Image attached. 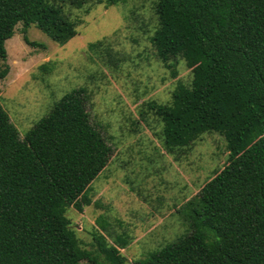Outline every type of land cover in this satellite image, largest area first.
I'll list each match as a JSON object with an SVG mask.
<instances>
[{
  "label": "trees",
  "instance_id": "1",
  "mask_svg": "<svg viewBox=\"0 0 264 264\" xmlns=\"http://www.w3.org/2000/svg\"><path fill=\"white\" fill-rule=\"evenodd\" d=\"M57 1L0 0V80L17 24L31 47L39 45L25 36L30 26L59 45L75 35ZM153 9L156 56L179 57L191 73L167 105L148 103L162 143L184 148L216 132L227 158L189 204L187 233L138 264H264V0H155ZM87 100L82 88L64 94L21 139L0 105V264H33L40 255L45 264H124L126 239L109 245L92 233L90 253L64 216L91 204L89 186L108 161Z\"/></svg>",
  "mask_w": 264,
  "mask_h": 264
},
{
  "label": "rangeland",
  "instance_id": "2",
  "mask_svg": "<svg viewBox=\"0 0 264 264\" xmlns=\"http://www.w3.org/2000/svg\"><path fill=\"white\" fill-rule=\"evenodd\" d=\"M154 4L57 1L74 25L75 35L66 43L56 44L30 26L25 36L39 46L26 45L20 24L4 42L8 71L0 80V105L19 139L64 94L85 91V112L109 149L108 161L89 186L91 204L80 213L68 208L64 216L79 246L90 253L92 233L109 245L126 239L119 249L124 264H138L187 233L189 204L227 158L216 132L184 148L168 150L162 143L161 122L148 103L167 105L178 84L189 85L191 73L179 57L163 62L156 56ZM38 262L45 264L43 256L33 264Z\"/></svg>",
  "mask_w": 264,
  "mask_h": 264
}]
</instances>
